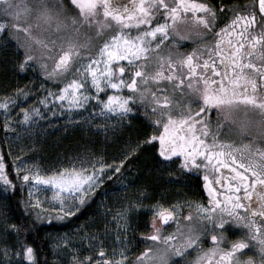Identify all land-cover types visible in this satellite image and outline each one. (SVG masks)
I'll use <instances>...</instances> for the list:
<instances>
[{"label":"snow or ice","instance_id":"1","mask_svg":"<svg viewBox=\"0 0 264 264\" xmlns=\"http://www.w3.org/2000/svg\"><path fill=\"white\" fill-rule=\"evenodd\" d=\"M0 47L15 48L18 73L42 78L39 95L26 84L0 96L6 132L31 126L42 108L72 112L93 101L96 115L113 126L142 111L154 129L112 164L51 174L14 164L29 196L40 185L52 188L56 219L74 216L141 144L158 141L166 170L204 172L206 203L164 204L138 189L105 208L110 248L97 234L82 236L86 249L67 236L57 240L56 248L70 251L68 264H264V0H0ZM0 183L16 186L2 155ZM32 207L41 208L38 198ZM141 210L150 214V230L136 253L128 232L132 213ZM0 227L17 237L0 247V264H47L20 225L4 218Z\"/></svg>","mask_w":264,"mask_h":264},{"label":"trees","instance_id":"2","mask_svg":"<svg viewBox=\"0 0 264 264\" xmlns=\"http://www.w3.org/2000/svg\"><path fill=\"white\" fill-rule=\"evenodd\" d=\"M15 60V57L6 55L5 52L0 53L1 96L11 93L17 86L26 84L37 89V84L35 79H32L31 73L22 76L15 70L13 64ZM56 124L58 125L49 124L45 126V130H42L37 136L32 139H25L22 143L24 154L30 156L39 165L54 166L60 164L58 162L67 161L70 157L85 154L101 159L108 164H112L113 161L118 162L130 146H135L140 142V138L144 137L142 130L145 127H150L149 122H142L140 119L133 118L123 125L114 126L116 131L101 135L95 133L91 128L81 127L79 123L68 125L66 129L62 128V122ZM144 153H147V155H144ZM0 155L3 156L9 177L16 185L15 188L7 187V190L4 186L5 195L0 198L2 217L21 226L22 238L37 249L39 260L41 262L47 260V264H58L54 261L52 253L51 235L64 233L81 223L87 228H93L96 225L95 227L102 229V220L98 217L96 209H94V201L97 195L100 198L102 193L123 190L125 186H128L130 191H137L141 188L156 190V186L160 185L155 178L157 163H146L152 157L150 151L145 152L143 150V155L141 151L135 154L134 157H130L121 173L112 174L110 179L105 177L104 183L94 193L91 203L83 207L78 215L64 221L47 223L45 219L37 215L38 212L35 208L30 207L25 187L20 180L16 179L14 155L4 139L1 125ZM120 180L122 182L117 185ZM13 236L14 241L17 242L16 235L13 234ZM3 237L7 238L4 235ZM65 264H68V261Z\"/></svg>","mask_w":264,"mask_h":264},{"label":"rangeland","instance_id":"3","mask_svg":"<svg viewBox=\"0 0 264 264\" xmlns=\"http://www.w3.org/2000/svg\"><path fill=\"white\" fill-rule=\"evenodd\" d=\"M15 48L14 47H0V53L5 52L6 55H10L11 57H15ZM30 74V73H29ZM32 74V73H31ZM22 76H26L25 74H21ZM28 75V74H27ZM32 79H35V83L37 84V95L41 93L42 90L39 89V84L42 78H38L36 75L32 74ZM33 79V80H34ZM46 87H54L53 84L48 83L46 84ZM1 96V95H0ZM35 99V97L30 98V100L27 102L29 105L32 103V101ZM95 105V101L91 102L87 109L85 110H74L72 112H69L67 110H61L60 107L57 106H51L50 110H45L41 109L42 111V116L39 117H34V123L31 126H23L20 124H14V131H8L6 132L3 127V121H4V116L2 113H0V125L2 128V131L4 132V139L6 140V143L9 147V149L12 151L15 159V164H19L21 161H24L25 165L27 166H32L35 165L37 166L40 171L44 174H51L54 171H57L59 169L63 168H70L74 164L75 166L79 167L81 164L84 165V167H88L90 164L95 163L97 161H102L101 159H98L93 156L89 155H76L75 157H70L67 161H61L58 162L60 164L54 165V166H42L36 163L30 156H27L24 154V149L22 147V143L25 139H32L33 137L37 136L42 130H45V126L47 125H55L57 126L58 124L56 123H61L63 124L62 128L66 129L68 125H76L79 123L81 127H84L86 129L91 128L95 133L97 134H107L111 133L114 128L113 124L111 121H108L106 118L99 117L96 115V113L93 111ZM18 109H13V117L14 120L18 119L17 116ZM55 113V114H53ZM56 122V123H53ZM76 123V124H75ZM107 124L108 128L105 130L102 127H97V125H103ZM60 125V124H59ZM117 126V125H115ZM107 136V135H106ZM104 162V161H102ZM111 163V162H110ZM20 182L22 185L25 187L28 202L30 204V207L36 203V199L38 198L41 204V208H35L37 212L39 213V216L47 223L49 222H60L64 221L66 219H70L76 215H78L81 211V209L87 205H89L94 198V193L90 194V198L86 201L84 205H82L79 209L78 212L75 213L74 216L72 217H67L65 219H56L57 213L52 211L54 208L59 207V202L53 198V190L50 186H45V185H40L38 186V190L34 191L32 196H29V191H28V184H24L21 180ZM101 186V185H100ZM99 186V187H100ZM98 187V188H99ZM97 188V189H98ZM96 189V191H97ZM5 195V190H4V185L0 183V198L4 197ZM103 195V194H102ZM106 197H100L97 200V204L101 205L102 200ZM34 208V207H32ZM37 213V214H38ZM49 215L52 217L49 219ZM3 214L0 210V220H3ZM82 224V223H81ZM79 224L76 227H73L72 229H69L68 231H65L64 233L61 234H53L51 235L50 238V244L52 248V253L54 256V261L58 264H65L66 261L69 260V255L70 251L69 250H62L56 248V242L58 239L61 237H69L71 238V241L74 245H76L79 248L86 249L87 248V241L82 239V236L84 234H93V228L89 227V229L85 225ZM3 232V228L0 227V233ZM7 238L3 237L2 234H0V247H2L5 243L9 245H15L16 241H14V236L9 235L6 236ZM9 238L11 239L9 241ZM110 248V247H109Z\"/></svg>","mask_w":264,"mask_h":264},{"label":"flooded vegetation","instance_id":"4","mask_svg":"<svg viewBox=\"0 0 264 264\" xmlns=\"http://www.w3.org/2000/svg\"><path fill=\"white\" fill-rule=\"evenodd\" d=\"M229 2H231V0H229ZM238 2L243 4L246 3L247 0H238ZM224 22L225 21L221 20L218 21V24L222 25V23ZM134 119H140L142 122L143 121L149 122L145 120L142 111L141 113L136 114ZM113 130L116 131L115 128H113ZM142 131L144 133V137L140 139L144 140L147 138V136L153 134L154 129L152 127H145ZM230 138L236 140V142L239 143V137L235 136L234 134H232ZM158 147H159L158 141L153 142L152 144H141L140 150L135 153L138 154L142 151V155H143V150L145 152L150 151V155L152 159H149L146 163H157L155 178L159 181L157 183H160V185L156 186L157 187L156 190H147L145 188L147 190L148 195L154 199L161 200V202L164 204H169L175 202L176 200H181V201L194 200V201L206 203L207 193L203 188V183H204L203 170L194 171L187 175L184 173L182 169H179L176 166H172L171 169L166 170L165 168L161 167L160 161L162 160V158L159 157L158 155ZM144 155H147V153H144ZM227 171H228L227 169H221V172H227ZM169 172L175 173V176L169 175ZM176 178H179L180 180L179 183L170 182ZM121 182L122 180L117 182V185L120 184ZM136 193L137 191H130V190H128L127 193H125L123 190L102 193L103 194V195L101 194L102 197H106V198L102 200L101 205L96 203L97 200L99 199L98 195L95 197L94 209H96L98 217H100V219L102 220L101 221L102 229L100 230L99 227H95L96 225H94L93 234L102 236L105 239V243L108 247H111L113 244L114 232L111 230V226H109V231L105 233L106 224L110 219L109 217H106L104 214L105 208L119 207L120 202H122L126 196L133 197ZM151 202H152L151 200L145 201L146 204ZM184 211L187 212L189 211V209L186 208L184 209ZM141 213L142 214H137L135 212L132 213L131 223L133 227L128 232V238L132 241V245L134 246L133 251L136 253L143 250L144 245L141 242L142 241L141 233L148 232L150 230L147 223L150 220V214L147 212V210H141ZM167 230L171 231V228ZM231 238H235V237L233 236ZM207 246L208 244H205V247ZM194 255L195 253L192 254V256ZM192 256H189L188 259L190 260Z\"/></svg>","mask_w":264,"mask_h":264}]
</instances>
